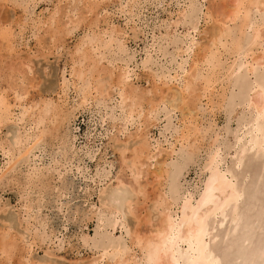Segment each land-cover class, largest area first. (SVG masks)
I'll use <instances>...</instances> for the list:
<instances>
[{"label": "rangeland", "instance_id": "rangeland-1", "mask_svg": "<svg viewBox=\"0 0 264 264\" xmlns=\"http://www.w3.org/2000/svg\"><path fill=\"white\" fill-rule=\"evenodd\" d=\"M97 1L101 2L98 3L101 10L95 22L100 28L109 25L117 30L118 40L124 51L114 64L128 72V85L139 91L149 89L152 80L148 76L152 73L155 75L156 85H161L163 89L167 86L173 90L178 89L179 77L192 63V53L197 46H192V50L186 53H176L184 50L190 40L195 43L203 42V31L211 25L204 16L209 0H192L195 4V15L191 21H183L177 26H174V23L179 21L180 11L187 4V0ZM82 2L77 4L79 11H83ZM65 3V0H0V23H3L0 24V68L4 69L8 64L13 65L12 62L20 64L22 59L28 56V67L32 71L30 73L25 66L26 77L32 74L31 77L35 78V85L29 89L25 86L26 92L21 93L18 85L24 84L20 81L22 75L16 76L18 84L12 89L7 82L11 81L9 74L11 75L13 69L10 67V70L2 71L7 74V81L0 78V83L6 91L9 103L14 105L13 114L16 116L18 104L38 108L45 100L58 104L64 112L72 111L74 115L70 120L63 121L59 130L62 141L58 147L56 140L50 139L48 145H41L34 150L25 162L19 163L0 181V229L9 228L11 234L23 237L24 241L30 240L34 234L40 235L42 241L30 245L29 254L24 257L28 258L29 262L31 259L50 264H89L90 260V264H105V260L93 261L98 257L94 244L99 246V240L103 236H109L114 241L119 240L131 248L126 232L132 230L134 222L125 208V203L126 200L135 198V192L130 188L134 178L127 168L120 174L121 154L127 157L130 149L138 142L139 138L135 136L143 134L148 151L155 157L146 161L148 167H144L146 163L142 166L144 174H141L139 181H142V184L150 182L153 177L151 171L157 167L156 161L162 160L164 155L171 151V145L176 147V134L173 129H180L181 115L176 110H159L145 122L143 117H133L125 121L116 105L117 96L113 91L110 93L111 98L104 104L95 105L90 102L75 109L79 97L75 95L71 84L75 79L69 72L76 64L74 66L70 59L74 45L82 36L85 27L82 23L69 35L54 32L55 38H50L52 35L46 30L45 24L38 21H43L54 6L60 8L61 14L63 11L67 14V17L63 15L60 19V29L68 22V18H80L83 15L77 10L73 13L69 12V8L65 10ZM88 17L94 18L92 14ZM261 17H264V12L254 14L256 20ZM191 24L195 25L194 30H190ZM52 28L55 29L53 26ZM166 32H169V44L162 39ZM5 34L6 37L1 39ZM144 61L146 64H143ZM99 79L106 87V75H101ZM64 81L68 83L67 89L63 88ZM217 89L218 85L215 84L214 91H218ZM212 100L215 101L216 98ZM143 107L146 110L149 108L147 105ZM235 107L236 105L234 111H229L231 115L227 119L226 106L216 110L208 98H201L197 105L196 124L205 135L204 141L199 151L185 162L176 174L177 192L174 197L177 206H172V212H178L177 207L188 192L195 197L194 191L201 189L205 179L203 169L209 156V140L212 141L216 135L218 141L224 139L226 142L227 152H221V165L230 163V153L234 152L231 146L234 130L238 119L241 118L239 107ZM196 124L191 122L189 126ZM223 128L228 130L224 137ZM22 129L23 125L16 118H12L1 127L0 139L13 143L16 131ZM175 154V151L172 152L173 159L167 161L170 166L174 164ZM247 154L238 169L239 184L244 191L234 206L240 217L239 222L242 223L251 221L264 205V153ZM6 160L7 156L0 151V171L6 167ZM146 172L148 175H145ZM119 175L121 183H118ZM144 175L146 178L142 177ZM41 181L44 187H41ZM147 186V191H151L150 185ZM62 187L65 191L61 192ZM164 189L165 187L163 191ZM215 199L214 196L212 200ZM28 201L31 207L27 211L24 204H28ZM146 205L148 206V202L142 205L143 210ZM108 208L117 212L114 219L107 213ZM232 208L230 206L228 210ZM143 210L142 217L145 215ZM212 219L215 218L210 219L213 222ZM155 223L153 214L151 224L154 226ZM150 228L147 223H141L138 229L143 232ZM228 228V220L222 224L215 222L213 229L209 231L215 235L210 245L220 256L222 264H241L232 260L233 250H239L240 247L249 250L255 238L264 235V229L258 230L252 241L242 243L235 239V234L225 235ZM135 251L136 249L132 248L129 254ZM2 261L0 258V264L15 263V259L9 263Z\"/></svg>", "mask_w": 264, "mask_h": 264}, {"label": "bare ground", "instance_id": "bare-ground-1", "mask_svg": "<svg viewBox=\"0 0 264 264\" xmlns=\"http://www.w3.org/2000/svg\"><path fill=\"white\" fill-rule=\"evenodd\" d=\"M65 2V10L69 8L70 13L77 10L80 15H83L80 18H68L65 28L60 29V19L63 15L67 17V14L64 13L65 11L61 14L60 8L54 6L43 21H38L45 24L46 30L52 35L50 38H55L54 32L69 35L82 23L85 27L82 36L74 45L70 59L73 65L76 64V67L69 72L75 79L71 81V84L76 97H79L75 109L82 108L90 102L95 105L104 104L111 98L113 91V94L117 96L116 105L125 121L133 117L138 119L143 117L145 122L159 110H176L181 115L180 129H173L176 134L174 139L176 147L171 145V151L167 153L166 150L165 157L156 161L157 167L151 171L153 177L149 176L150 182L144 183L147 172L142 176L144 184L139 181L141 174H144L142 166L155 157L148 151L143 134L135 136H138V142L130 149L127 157L121 154L120 174L127 168L134 178L130 188L135 192V198L128 199L125 203V208L134 222L132 230H128L129 233L126 232L131 248L126 247V244L119 240L114 241L109 236H103L99 240V246L94 244L98 257L93 261L105 260V264H222L220 256L210 245L215 235L209 231L213 229L215 222L222 224L228 220L229 228L225 235L235 234V239H239L242 243L252 241L257 231L264 229V205L248 223L239 222L240 217L234 207L244 191L238 177V169L243 163L244 156L251 152L264 153V17L259 20L254 18L255 13L264 12V0H209L204 16L211 25L203 31L204 37L201 39L203 42L195 43L190 40L184 50L180 49L181 51L176 53H186L192 50V46H197L192 53V63L182 76H178L179 88L173 90L167 86L163 89L161 85L155 84V75L151 73L148 76L152 80L151 87L149 85V89L142 91L128 85V72L125 68L114 64L124 50L115 28L109 25L106 28H100L95 22L101 10L98 3L101 2L97 0H65ZM79 2H82L83 11L77 8ZM194 5L192 0H187V4L180 11L179 21L175 22L174 26L186 20L191 21L196 12ZM90 14L94 18L88 17ZM189 28L194 30L195 25L191 24ZM6 35L1 36V39ZM162 39L169 44V32H166ZM43 48L46 47L43 46ZM27 57L24 58L25 60L22 59L20 64L12 62L13 65L8 64V67L5 65L4 68L13 69L11 70L13 76L9 74L11 81L7 82L10 84L9 88H16L18 84L16 76L22 75L23 78L20 81L24 84L18 85L21 93L35 85L32 74L26 77L25 66L30 73L32 71L28 67L30 60ZM143 64H146V61ZM4 69L0 68V78L7 81V74L2 72ZM101 75H106V87L99 79ZM215 84L218 85V91H214ZM67 86V81H64L63 88L67 89ZM1 88L0 83V129L12 118H16L23 125V129L16 131L17 135L14 136L13 143L0 139V151L7 156L6 167L0 171V181L19 163L25 162L34 150L41 145H48L50 139L56 140L58 147L62 141L59 130L63 121L74 117L72 111L64 112L58 104L45 100L38 108L23 107L22 104H18V112L15 116L12 109L14 105L9 103L6 91ZM202 97L208 98L216 110L226 106L227 119L231 115L229 111L232 112L235 105V108L239 107L241 118L238 119L231 145L234 152L230 153L232 154L230 163L221 165L223 161L221 152L226 151V142L224 139L218 141L217 135L212 136L213 140H209V156L203 169L205 179L201 189L194 191L195 197L188 192L177 207L178 212H172V206H177L174 197L177 192L176 174L179 173L181 166L199 151L204 141L205 135L196 124L197 105ZM215 98L216 100L213 101L212 99ZM146 105L149 107L147 110L143 107ZM191 122L196 125L190 127ZM222 130V137H224L228 130L226 128ZM174 151L175 161L170 166L171 164L167 161L173 159ZM147 164L148 162L144 167ZM118 178V183H121L120 175ZM147 185H150L151 191H147ZM41 187H44L43 181H41ZM163 187H165L164 191ZM64 189L62 187L60 191ZM214 196L216 199L212 200ZM147 202L148 206L146 205V209L143 210L142 205ZM30 204V201L24 204L27 211L31 207ZM230 206L233 208L228 210ZM141 210L145 211L143 217ZM107 211L114 219L117 212L110 209ZM153 214L156 220L154 226L151 224ZM212 217L215 218L212 219L213 222L210 221ZM141 223L150 225V230L140 231L138 228ZM94 235L96 236L97 232ZM41 239L40 235L34 234L30 240L24 241L23 237L11 234L9 228L0 229L2 262L9 263L15 259L13 264H50L31 259L29 262L28 258L24 259L29 254L32 244L40 243ZM255 239L249 250L241 247L239 250H233L232 260L239 261L241 264H264V235ZM94 240L95 238L92 239ZM132 248L136 251L129 254ZM88 263L90 264V260Z\"/></svg>", "mask_w": 264, "mask_h": 264}]
</instances>
